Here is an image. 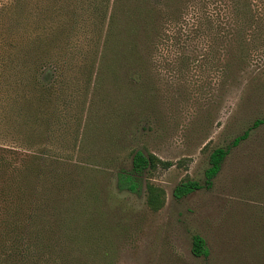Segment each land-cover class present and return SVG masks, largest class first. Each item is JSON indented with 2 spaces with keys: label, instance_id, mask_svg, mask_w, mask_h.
I'll use <instances>...</instances> for the list:
<instances>
[{
  "label": "rangeland",
  "instance_id": "rangeland-1",
  "mask_svg": "<svg viewBox=\"0 0 264 264\" xmlns=\"http://www.w3.org/2000/svg\"><path fill=\"white\" fill-rule=\"evenodd\" d=\"M0 264H264V0H0Z\"/></svg>",
  "mask_w": 264,
  "mask_h": 264
},
{
  "label": "trees",
  "instance_id": "trees-1",
  "mask_svg": "<svg viewBox=\"0 0 264 264\" xmlns=\"http://www.w3.org/2000/svg\"><path fill=\"white\" fill-rule=\"evenodd\" d=\"M19 1V0H17ZM246 133L236 137L233 141L236 144L239 140L244 138ZM228 148L218 147L215 148L209 157V166L205 170V184H211L212 178L218 173L221 163L228 153ZM154 157L149 155L148 157L143 154L142 151H136L132 158V167L135 172H142L145 168L154 165ZM148 187V203L152 207H157L159 200L160 189H156L154 186L149 185ZM202 185L196 180H187L179 183L173 189V195L176 198H181L189 193L201 188ZM192 252L195 255H202L207 253V249L204 244V240L199 235L193 237Z\"/></svg>",
  "mask_w": 264,
  "mask_h": 264
}]
</instances>
